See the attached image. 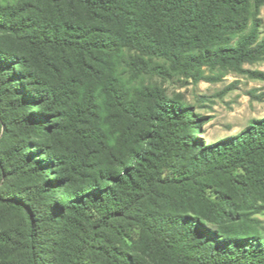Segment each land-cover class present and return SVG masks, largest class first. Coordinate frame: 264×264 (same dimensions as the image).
<instances>
[{
    "label": "trees",
    "instance_id": "obj_1",
    "mask_svg": "<svg viewBox=\"0 0 264 264\" xmlns=\"http://www.w3.org/2000/svg\"><path fill=\"white\" fill-rule=\"evenodd\" d=\"M263 8L0 3V264H264V119L203 145L193 108L146 84L264 83L246 68L264 64ZM223 181L242 206L212 197ZM123 225L140 229L135 251Z\"/></svg>",
    "mask_w": 264,
    "mask_h": 264
},
{
    "label": "rangeland",
    "instance_id": "obj_2",
    "mask_svg": "<svg viewBox=\"0 0 264 264\" xmlns=\"http://www.w3.org/2000/svg\"><path fill=\"white\" fill-rule=\"evenodd\" d=\"M16 0H0L2 5L12 4ZM261 39H264V8L261 11ZM247 69L264 71V64L247 66ZM207 75H212L207 72ZM146 84H152L166 91L169 98L173 100H182L188 103L199 115L201 120L200 132L197 138L203 145L217 144L228 138L239 136L244 133L251 125L253 120L264 119V83L250 80L245 76L228 74L222 77L220 82L207 83L200 82L195 84L192 80L173 78L164 80L154 78L147 80ZM261 97V101L255 97ZM63 142L71 146L73 141ZM73 146H71L72 148ZM4 146H0L3 151ZM212 197L218 196L217 192H222L234 207L241 206L247 199L242 200L227 185L226 181L221 182L220 187L215 190H209ZM262 206L260 214L254 215L253 218L259 220L264 226V199L258 200ZM124 241L122 244L129 251H135L140 248L141 232L136 226L123 225ZM93 260L90 264H97ZM142 264H154L150 258L144 257Z\"/></svg>",
    "mask_w": 264,
    "mask_h": 264
}]
</instances>
